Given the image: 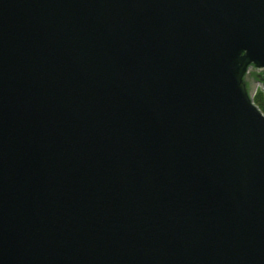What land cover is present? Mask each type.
Instances as JSON below:
<instances>
[{
    "label": "water",
    "instance_id": "water-1",
    "mask_svg": "<svg viewBox=\"0 0 264 264\" xmlns=\"http://www.w3.org/2000/svg\"><path fill=\"white\" fill-rule=\"evenodd\" d=\"M264 0H0V264H264Z\"/></svg>",
    "mask_w": 264,
    "mask_h": 264
},
{
    "label": "trees",
    "instance_id": "trees-1",
    "mask_svg": "<svg viewBox=\"0 0 264 264\" xmlns=\"http://www.w3.org/2000/svg\"><path fill=\"white\" fill-rule=\"evenodd\" d=\"M252 102L259 109V111L264 114V94L256 89L254 95L252 96Z\"/></svg>",
    "mask_w": 264,
    "mask_h": 264
},
{
    "label": "rangeland",
    "instance_id": "rangeland-1",
    "mask_svg": "<svg viewBox=\"0 0 264 264\" xmlns=\"http://www.w3.org/2000/svg\"><path fill=\"white\" fill-rule=\"evenodd\" d=\"M257 89H259V88L257 87Z\"/></svg>",
    "mask_w": 264,
    "mask_h": 264
}]
</instances>
